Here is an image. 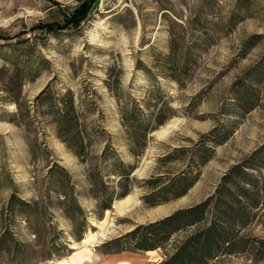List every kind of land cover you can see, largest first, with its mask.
<instances>
[{
  "label": "rangeland",
  "instance_id": "1",
  "mask_svg": "<svg viewBox=\"0 0 264 264\" xmlns=\"http://www.w3.org/2000/svg\"><path fill=\"white\" fill-rule=\"evenodd\" d=\"M86 1L0 0V232L6 230L0 264H75L71 259L89 250L102 260L96 246L203 199L230 165L264 142V86L259 104L243 116L232 114L229 93L232 81L264 51V0H93L76 27L51 30L65 26ZM254 34L260 41L242 53L243 41ZM66 90L81 129L80 155L56 136L47 103L40 104L42 92L60 98ZM114 92L136 100L155 93L174 111L148 134L140 155L130 151ZM222 120L234 121V130L214 148L198 180L181 197L145 205L142 180L184 167L185 160L162 156L190 146ZM106 145L108 156L100 161ZM114 159L134 166L130 190L100 211L90 174L98 170L109 191L116 185L108 174ZM11 194L29 202V214L4 210ZM79 233L82 239L75 241ZM240 233L264 239V206ZM172 244L104 260L152 264ZM208 264L264 259L248 250Z\"/></svg>",
  "mask_w": 264,
  "mask_h": 264
},
{
  "label": "trees",
  "instance_id": "2",
  "mask_svg": "<svg viewBox=\"0 0 264 264\" xmlns=\"http://www.w3.org/2000/svg\"><path fill=\"white\" fill-rule=\"evenodd\" d=\"M93 0H87L82 7H77L64 25L54 26L53 32L64 27H76L77 21ZM55 25V24H54ZM69 25V26H67ZM260 34L246 38L242 43V53L252 48L261 39ZM175 65L169 67L170 76L175 75ZM147 73L148 69L144 68ZM172 73V74H171ZM264 51L259 59L236 77L229 87L232 114L248 113L260 101L264 86ZM155 93L156 89L153 90ZM151 92V91H150ZM150 93L144 100L134 98L121 99L117 92L113 96L118 104L120 119L130 141V151L140 155L145 148L148 134L173 116V109L168 101L158 102L159 97ZM41 103H47V112L54 123L56 136L74 150L77 155L83 151L81 129L78 124L72 95L66 90L60 98L43 93ZM157 97V98H156ZM224 118V117H223ZM234 121L216 122L206 132L200 134L190 146L173 148L162 156V160H185L184 167L170 174H157L142 180L144 193L141 201L147 206H154L170 199L183 196L198 180L200 168L211 159L214 148L223 144L234 130ZM72 140H75L73 144ZM106 145L99 155L100 161L107 158ZM100 169L99 166L96 167ZM95 169V168H94ZM133 165L119 159L110 163L109 175L115 177V186L109 191L98 174H90L91 191L98 200L100 211L109 208L112 198H122L128 194V177ZM96 178V179H95ZM264 206V142L251 150L240 161L230 165L219 177L213 191L198 202L174 209L170 213L150 222L134 225L128 231L110 238L98 246L101 253L120 251L154 252L173 242L172 248L163 257L152 264H208L222 255L237 254L251 250L254 259H264V239L244 237L240 232L255 217L257 210ZM15 208V210H14ZM4 210L7 213L29 214L32 210L29 202L11 194ZM6 230L0 232V244ZM181 238L173 239L179 233ZM82 236L74 235L79 241ZM18 249L17 251H19ZM21 251V250H20Z\"/></svg>",
  "mask_w": 264,
  "mask_h": 264
},
{
  "label": "crops",
  "instance_id": "3",
  "mask_svg": "<svg viewBox=\"0 0 264 264\" xmlns=\"http://www.w3.org/2000/svg\"><path fill=\"white\" fill-rule=\"evenodd\" d=\"M149 253H154V252H149ZM74 254H76V252ZM108 254H113V253H101L102 260H99L98 256L95 253H92L90 250L89 251H81V254L79 257H73V259H71V260H73L75 264H132L126 260H119V259L104 260V258ZM156 261H158V260H156ZM64 264H69V263L65 262Z\"/></svg>",
  "mask_w": 264,
  "mask_h": 264
}]
</instances>
